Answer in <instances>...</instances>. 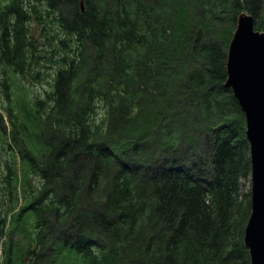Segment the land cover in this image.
<instances>
[{"label": "trees", "instance_id": "1", "mask_svg": "<svg viewBox=\"0 0 264 264\" xmlns=\"http://www.w3.org/2000/svg\"><path fill=\"white\" fill-rule=\"evenodd\" d=\"M38 1L0 14L4 66L39 65L34 13L53 48L40 64L56 68L50 90L22 86L18 106L0 82L6 180L24 196L5 264H251L250 145L224 83L237 18L264 30V0Z\"/></svg>", "mask_w": 264, "mask_h": 264}, {"label": "water", "instance_id": "2", "mask_svg": "<svg viewBox=\"0 0 264 264\" xmlns=\"http://www.w3.org/2000/svg\"><path fill=\"white\" fill-rule=\"evenodd\" d=\"M226 74L224 85L245 115L252 162V209L244 243L251 264H264V30L255 29L254 16L246 11L239 14L229 41Z\"/></svg>", "mask_w": 264, "mask_h": 264}, {"label": "rangeland", "instance_id": "3", "mask_svg": "<svg viewBox=\"0 0 264 264\" xmlns=\"http://www.w3.org/2000/svg\"><path fill=\"white\" fill-rule=\"evenodd\" d=\"M11 0H0V13L3 12L4 5H8ZM28 5H34L37 11L44 9V7L39 3L38 0H26ZM29 8V6H28ZM33 17L27 21V26L29 27V33L34 35L30 36L31 40L34 43V49L29 52V58L31 60L32 56L34 58H39V62H36L32 59V68H29L27 72H19L13 70L12 67L8 65L4 66L0 62V82H14L12 85V104L18 106L20 104L22 86H24L29 92V97H35L36 95H42L45 90H50V87L53 83V79L56 73V68L51 67V62H47L46 66L41 65L40 63H45L50 57L53 56V48L48 45V40L42 36V27L39 26L36 21L35 14L32 13ZM262 19L264 20V10L262 13ZM255 20V17H254ZM56 32V26L54 27ZM56 58V56L54 57ZM38 70L40 74L37 73ZM10 105L9 98L3 93V86L0 84V114L3 116L4 121L8 125L9 121L7 107ZM5 136L0 134V209L1 216H4L8 213V221L6 227L3 231V235L0 236V264H5L6 254L4 249L11 247V241L19 240V233L17 231L11 232L13 225L11 223V215L15 213L23 204L24 196H20V199L17 201V193L13 189V185L6 180V175L8 174L6 163L10 162V167L15 168L14 154L15 149L13 148V143L11 141V136L9 134ZM12 147V148H11ZM32 184L38 182L34 177L32 178ZM13 208L11 209V206ZM30 263L29 258H26L25 264Z\"/></svg>", "mask_w": 264, "mask_h": 264}]
</instances>
